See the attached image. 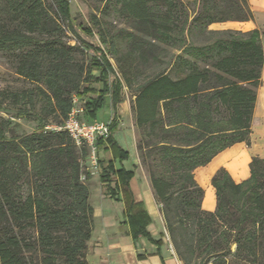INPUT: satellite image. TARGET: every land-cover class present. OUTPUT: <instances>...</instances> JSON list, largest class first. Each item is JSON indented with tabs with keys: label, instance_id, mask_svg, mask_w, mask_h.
Listing matches in <instances>:
<instances>
[{
	"label": "trees",
	"instance_id": "1",
	"mask_svg": "<svg viewBox=\"0 0 264 264\" xmlns=\"http://www.w3.org/2000/svg\"><path fill=\"white\" fill-rule=\"evenodd\" d=\"M6 1L0 47L19 51L14 71L34 84L12 93L13 102L39 97L45 115L63 123L76 95L83 118L94 121L107 104L116 109L127 89L142 164L178 257L184 264H228L229 257L264 264V157H252L251 175L241 182L225 168L215 173V210L203 208L205 189L195 176L224 149L252 143L264 65L261 33L210 27L254 20L249 0H199L193 14L183 0H113L133 23L132 31L117 34L124 45L115 44L116 66L105 54L89 58L65 41L68 0L53 12L42 0ZM45 126L9 139L0 124V264H90L94 206L82 179L91 178L82 166L88 150ZM127 156L117 149L119 160ZM99 170L112 197L119 194L115 176L124 186L133 176L101 155Z\"/></svg>",
	"mask_w": 264,
	"mask_h": 264
},
{
	"label": "crops",
	"instance_id": "2",
	"mask_svg": "<svg viewBox=\"0 0 264 264\" xmlns=\"http://www.w3.org/2000/svg\"><path fill=\"white\" fill-rule=\"evenodd\" d=\"M249 2L255 13L254 20L228 21L214 23L212 26L243 31L258 29L264 49V0H249ZM109 105L112 107L111 103ZM107 113L108 118L102 121H114L117 125L112 131V136L104 140L101 156L105 160H114L117 170L133 171V176L127 186L115 176L112 185L117 183L118 197L108 195L102 185L101 198L105 201L98 206L94 205V228L87 248L88 262L90 264H184L172 243L162 205L156 198L151 178L139 162L137 127L130 102L124 99L116 109H113V113L111 111ZM128 117L132 119L131 126ZM251 139L250 146L245 142H237L219 152L208 164L196 169V179L205 189L204 209L215 210L217 206L216 189L212 184V178L220 168L227 169L235 181L241 182L251 175L252 157H264V65ZM118 148L128 153L127 158L119 160ZM141 229H145L147 233L140 232ZM232 249L234 251L236 245H233ZM228 264L248 263L229 257Z\"/></svg>",
	"mask_w": 264,
	"mask_h": 264
},
{
	"label": "rangeland",
	"instance_id": "3",
	"mask_svg": "<svg viewBox=\"0 0 264 264\" xmlns=\"http://www.w3.org/2000/svg\"><path fill=\"white\" fill-rule=\"evenodd\" d=\"M50 11L60 8L64 4L63 0H42ZM70 4V14L64 16L65 22H62L65 41H69L72 45H79L85 49L88 57L99 56L104 54L110 59L112 64L116 66L113 58L115 44L124 45V41L119 39L118 33H128L132 31V21L126 20L118 11L119 6L113 0H68ZM190 9V13L199 6V0H183ZM6 0H0V9L5 6ZM213 29H222L220 26H210ZM220 27V28H219ZM122 40V41H121ZM10 50L8 46L0 47V124L6 128L7 138L23 137L29 135L41 128V123L46 125L57 124L60 117L56 115L46 116L45 111L41 109L43 102L39 97H30L28 99H20L18 104L13 102L12 93H19L23 89H33L34 84L29 80L21 77L14 71V63L17 58L18 50ZM88 58V59H89ZM98 74V71H94ZM115 79V75H110V81ZM4 92L3 94H1ZM7 94V95H6ZM11 96H8L10 95ZM126 99L131 104V94L125 89L123 92V100ZM82 103V102H81ZM24 112V117L18 116V113ZM108 111L113 113L112 107L107 104L98 114V119L106 120ZM134 115V114H133ZM130 119V117H128ZM127 120V118H126ZM123 125L126 124L123 123ZM129 125H132L130 119ZM137 129V128H136ZM138 130H136V138L138 140ZM78 150L81 148L77 147ZM138 149V146H137ZM88 153L82 160L83 171L89 172L91 178L85 180V174L82 175L83 181L89 186L91 203L99 205L103 200L101 198L102 183L100 181V170L96 169L92 162V155L87 148ZM138 151L139 162L142 164L141 152ZM101 155V152H99ZM61 261V260H60ZM62 264V263H61Z\"/></svg>",
	"mask_w": 264,
	"mask_h": 264
},
{
	"label": "built area",
	"instance_id": "4",
	"mask_svg": "<svg viewBox=\"0 0 264 264\" xmlns=\"http://www.w3.org/2000/svg\"><path fill=\"white\" fill-rule=\"evenodd\" d=\"M84 108L78 96L72 98V107L63 123L46 125L45 132H67L74 144L90 150L92 162L99 171V141L106 140L111 135V121H87L83 118Z\"/></svg>",
	"mask_w": 264,
	"mask_h": 264
}]
</instances>
